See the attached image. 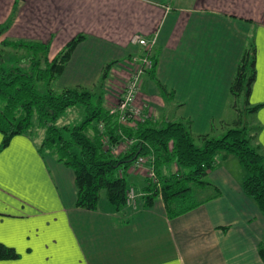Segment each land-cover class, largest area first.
<instances>
[{"label": "crops", "instance_id": "crops-1", "mask_svg": "<svg viewBox=\"0 0 264 264\" xmlns=\"http://www.w3.org/2000/svg\"><path fill=\"white\" fill-rule=\"evenodd\" d=\"M0 26V44L42 42L49 60L84 34L55 87L95 89L114 62L103 87L107 108L118 100L131 58L143 52L132 37H155V76L168 94L147 71L135 105L159 125L189 120L195 135L211 132L213 121L229 123V87L252 40L256 75L248 103L261 104L255 118L264 148V0H0ZM2 139L0 133V242L19 257L0 264H264V216L244 194L247 173L233 154L220 153L207 176L219 195L198 189L204 202L168 218L160 197L140 205L145 168L126 172L138 193L135 209L77 208L73 170L39 151L40 138L20 133L1 148Z\"/></svg>", "mask_w": 264, "mask_h": 264}, {"label": "trees", "instance_id": "trees-1", "mask_svg": "<svg viewBox=\"0 0 264 264\" xmlns=\"http://www.w3.org/2000/svg\"><path fill=\"white\" fill-rule=\"evenodd\" d=\"M5 28L0 26V35ZM85 38L84 34H78L52 60H49L48 44L23 40L1 42L15 51L25 52L0 65L1 148L6 147L13 136L30 133L36 117L37 127L44 130L39 151L50 153L74 172L75 207L98 210L104 203L113 212L126 208V192L131 186L126 175L128 168L138 156H150L160 188L148 183L140 205L149 208L160 197L168 218L177 217L205 201L193 199L194 186L197 190L213 191V196L219 195L207 176L220 153L233 154L247 173L242 190L264 216V148L257 140L261 126L255 118L261 104L248 103L256 75V49L252 40L240 57L229 87L231 99L244 98V112L251 114V121L237 119L233 120V125L213 121L211 132L195 135L189 120H167L159 125L146 118L134 128L121 125L103 100V87L114 62L103 67L98 92L82 86L56 89L55 82L74 48ZM151 58L153 68L149 73L160 92L166 95V87L155 76L157 60L153 54ZM77 105L84 107L85 119L75 126L57 125L59 117ZM217 123L225 129L215 135ZM103 136L108 138L109 148L104 147ZM126 140L132 143L124 152H112L111 147ZM173 166L175 169L169 170ZM101 192L105 193L104 198ZM259 254L264 261V240L259 244ZM18 257L14 248L0 242V260Z\"/></svg>", "mask_w": 264, "mask_h": 264}, {"label": "built area", "instance_id": "built-area-1", "mask_svg": "<svg viewBox=\"0 0 264 264\" xmlns=\"http://www.w3.org/2000/svg\"><path fill=\"white\" fill-rule=\"evenodd\" d=\"M131 41L133 44L142 46L143 52L134 55L131 58L130 63L132 65V70L130 75L120 93V97L110 110L117 115L118 121L121 125L134 128L138 122L144 121V119L150 117V114L145 113L143 109L135 105V100L140 90L144 74L153 68V60L151 56L156 43V38H146L140 34H135ZM100 127H102V124H100ZM102 142L104 147H110L106 136H103ZM131 143L132 140H126L118 145L123 144V149L125 150ZM118 145L111 147L112 152L115 154H118ZM131 166L133 169L145 168L148 183L160 188V181L153 167L152 158L150 156H138ZM119 175H122L121 171H119ZM137 198L138 193L135 187L130 186L126 192V206L135 208L137 205Z\"/></svg>", "mask_w": 264, "mask_h": 264}, {"label": "rangeland", "instance_id": "rangeland-1", "mask_svg": "<svg viewBox=\"0 0 264 264\" xmlns=\"http://www.w3.org/2000/svg\"><path fill=\"white\" fill-rule=\"evenodd\" d=\"M23 55H25L24 50H21V51H17L16 50L15 51V50H13L10 47H6V46L0 44V65H3L5 63H7L9 60H12L15 56H19L20 57V56H23ZM56 82H55V85H56ZM89 89L93 90L94 88H89ZM99 89L100 88H98L96 86L94 90L96 92H98ZM58 90H60V89H58ZM116 97L119 98L120 94H118V96H116ZM231 100H232L231 101V105H230L231 111L229 112L230 113V115H229L230 120H226V122H229L228 123L229 125H233L232 124L233 120H237V119H240L242 122L251 121V118H252L251 114H248V113L246 114L244 112L245 111L244 98L242 96H240L238 99H231ZM85 117H86V113H85V110H84L83 106H80V105L73 106V107L68 108L65 111V113L59 117V119L57 121V125H59V126H62V125L75 126V125L80 124L85 119ZM34 118H35L34 126L32 127L30 133L35 135L36 137L42 139L43 138V134H44V130L39 128V127H37V125H36V117H34ZM225 124H227V123H225ZM252 124H254V123H252ZM224 129H225L224 126H222L221 124L217 123L216 124V128H215V132H213V134H215L217 131L218 132L219 131H223ZM216 135H218V134H216ZM118 148L120 150H122L123 149V144H121ZM193 188H194V190H193L194 191L193 192V199L194 200L195 199H200V193L198 192V190L196 189L195 186ZM101 196H102V198H104L105 193L101 192ZM136 207H137V205H136ZM130 208H133V207H130Z\"/></svg>", "mask_w": 264, "mask_h": 264}]
</instances>
